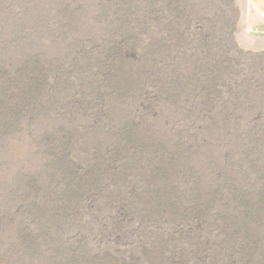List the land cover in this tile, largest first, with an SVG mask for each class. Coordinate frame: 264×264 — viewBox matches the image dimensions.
Masks as SVG:
<instances>
[{"label": "rangeland", "instance_id": "1", "mask_svg": "<svg viewBox=\"0 0 264 264\" xmlns=\"http://www.w3.org/2000/svg\"><path fill=\"white\" fill-rule=\"evenodd\" d=\"M0 264H264L249 0H0Z\"/></svg>", "mask_w": 264, "mask_h": 264}, {"label": "crops", "instance_id": "2", "mask_svg": "<svg viewBox=\"0 0 264 264\" xmlns=\"http://www.w3.org/2000/svg\"><path fill=\"white\" fill-rule=\"evenodd\" d=\"M254 10L264 20V0H249Z\"/></svg>", "mask_w": 264, "mask_h": 264}, {"label": "bare ground", "instance_id": "3", "mask_svg": "<svg viewBox=\"0 0 264 264\" xmlns=\"http://www.w3.org/2000/svg\"><path fill=\"white\" fill-rule=\"evenodd\" d=\"M50 29V28H49ZM33 41V40H32ZM39 47V46H38ZM27 94V93H26ZM28 95V94H27ZM26 96V95H25ZM27 98V97H26ZM37 101H39V100H37ZM42 101V100H41ZM45 101V100H44ZM51 102V101H50ZM62 103V102H61ZM40 103L38 102V105H39ZM42 104V103H41ZM53 104V103H52ZM55 104H57V103H54V105ZM30 105V104H29ZM47 105V104H46ZM58 105H60V103L58 104ZM58 105H56V106H58ZM45 106V105H44ZM68 138V137H67ZM66 139V138H65ZM69 139V138H68ZM72 141V140H71ZM68 142H70V141H68ZM71 143V142H70ZM66 146V145H65ZM60 153V152H59ZM59 156V155H58ZM66 157V156H65ZM76 170H77V168H76ZM74 174V173H73ZM259 212V211H258ZM252 215V214H251ZM260 216V215H259ZM263 216V215H262ZM261 217V216H260ZM263 220V219H262Z\"/></svg>", "mask_w": 264, "mask_h": 264}]
</instances>
